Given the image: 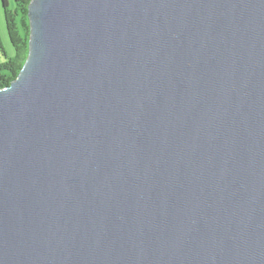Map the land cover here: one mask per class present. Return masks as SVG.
<instances>
[{
  "label": "water",
  "instance_id": "95a60500",
  "mask_svg": "<svg viewBox=\"0 0 264 264\" xmlns=\"http://www.w3.org/2000/svg\"><path fill=\"white\" fill-rule=\"evenodd\" d=\"M0 89V264H264V0H31Z\"/></svg>",
  "mask_w": 264,
  "mask_h": 264
},
{
  "label": "trees",
  "instance_id": "16d2710c",
  "mask_svg": "<svg viewBox=\"0 0 264 264\" xmlns=\"http://www.w3.org/2000/svg\"><path fill=\"white\" fill-rule=\"evenodd\" d=\"M31 0H14L11 8L8 0H3L5 19L9 38L13 45L14 57L0 63V89L8 87L14 81L24 66L29 53L30 27L28 19V7ZM0 49L6 52L1 43Z\"/></svg>",
  "mask_w": 264,
  "mask_h": 264
},
{
  "label": "rangeland",
  "instance_id": "374dc122",
  "mask_svg": "<svg viewBox=\"0 0 264 264\" xmlns=\"http://www.w3.org/2000/svg\"><path fill=\"white\" fill-rule=\"evenodd\" d=\"M8 1L10 7L12 8L14 6V0H8ZM0 39L7 55L5 56L2 50L0 49V63H3L7 60V57H14L15 55V51L7 31L3 0H0Z\"/></svg>",
  "mask_w": 264,
  "mask_h": 264
}]
</instances>
